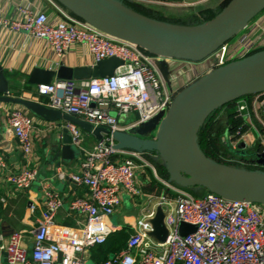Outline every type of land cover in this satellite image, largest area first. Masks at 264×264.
Here are the masks:
<instances>
[{
    "label": "built area",
    "instance_id": "1",
    "mask_svg": "<svg viewBox=\"0 0 264 264\" xmlns=\"http://www.w3.org/2000/svg\"><path fill=\"white\" fill-rule=\"evenodd\" d=\"M48 1L61 19L54 20L43 10L19 3L14 17L0 15V31L25 32L43 41L57 58L80 46L95 63L116 57L122 64L107 77L54 79L48 84L35 85L37 95L46 98L45 106L94 126L106 127L109 133L102 134L101 141L86 149L84 142L88 133L65 123L63 127L80 155V171L73 173L57 168L55 176L87 188L86 197L69 202V209L81 221L72 227L57 224L55 218L63 199L58 192L45 188V210L37 219V226L29 232V238L21 231L7 236L0 234L3 264H264L263 203L229 199L210 191L196 196L168 182H163L164 186L176 197H157V207L166 212L164 222L168 234L163 243L147 234L151 230L148 220L154 216V210L137 221V228L119 253L98 263L90 259L91 250L120 229L110 218L120 206L122 195L131 199L143 196L136 178L138 172L149 166L142 153L122 147L114 134H132L148 128L143 137L156 138L179 92L220 67L264 51V31L258 28L259 24L251 20L206 58L188 61L150 53L66 11L55 0ZM129 1L147 4L167 0ZM162 62L173 68L181 63L185 70L182 66L183 69H174L166 77L160 69ZM258 94L236 101L234 112L243 123L220 139L232 150H237L236 145L245 150L247 145L242 138L249 130L263 146L260 156L264 157V98L260 99ZM111 110L120 115L132 114L134 120L120 122ZM6 124L29 163L34 149L32 117L24 109L14 107L6 110ZM28 165H22L8 176L17 190H27L36 180L37 168ZM0 166H5L2 155ZM29 209L35 212L34 205L30 204ZM181 223L190 224L195 230L182 236Z\"/></svg>",
    "mask_w": 264,
    "mask_h": 264
},
{
    "label": "water",
    "instance_id": "2",
    "mask_svg": "<svg viewBox=\"0 0 264 264\" xmlns=\"http://www.w3.org/2000/svg\"><path fill=\"white\" fill-rule=\"evenodd\" d=\"M72 14L118 38L133 42L146 51L162 56L199 61L264 11V0H231L212 19L195 26H177L148 18L128 8L120 0H55ZM122 61L111 57L92 66L60 65L55 70L34 68L28 81L48 84L58 80H89L111 76ZM264 92V51L229 63L188 85L175 97L156 138L143 139L148 128L136 133H115L122 147L156 151L162 157L168 181L182 187H199L222 197L264 204V171L247 170L212 161L197 145V133L214 111L243 97ZM0 103L21 107L49 122L72 123L92 135L97 142L108 134L106 127L94 126L74 116L50 109L44 104L9 94V83L0 64ZM150 129V128H149ZM63 146L57 157L70 160L77 151L71 136L63 129ZM166 212L161 206L148 220L147 234L163 243L168 230ZM195 228L179 225L186 236Z\"/></svg>",
    "mask_w": 264,
    "mask_h": 264
},
{
    "label": "crops",
    "instance_id": "3",
    "mask_svg": "<svg viewBox=\"0 0 264 264\" xmlns=\"http://www.w3.org/2000/svg\"><path fill=\"white\" fill-rule=\"evenodd\" d=\"M208 1L210 0H167L163 3L140 4L147 6L148 9L154 12L155 16L146 15L148 18L171 25L195 26L205 22V15H202V12L210 7H206L211 3ZM19 3L29 4L33 8L43 10L52 16L54 20L61 19L60 14L48 0H0V15L14 17ZM254 21L259 24L258 28L264 31V11L254 18ZM0 64L8 79L10 95L45 104L46 98L37 95L35 92L36 84L32 85L28 81L29 74L34 68L52 71L61 64L76 67L92 66L96 63L92 56L80 46L74 47L61 58H57L43 41L32 38L25 32L0 31ZM182 66L179 63L177 68H173L162 62L160 69L163 75L167 77L174 69H183ZM183 67V70H185V66ZM257 96L263 99L264 92ZM14 107L21 108L13 104L0 103V155L3 156L5 163V166H0V234L7 236L12 232L21 231L28 234L29 238V232L37 226V219L45 210L46 202L43 197L45 188L58 192L63 199V206L58 211L55 222L67 227L77 226L81 218L69 209V202L75 198L86 197L88 190L85 186L75 184L69 179H58L55 176L57 168L73 173L80 171V155L73 144L77 151L76 157L70 160L57 157V153L60 152L63 146V126L65 122L45 121L28 112L33 119L31 136L34 142V149L28 163L17 146L12 130L6 124V110ZM229 108L226 106L221 110L226 115L225 119H227ZM110 113L117 117L120 122L133 117L132 115L117 114L115 110H111ZM227 130L225 128L223 134ZM142 138L145 139V137ZM242 140L246 142L247 148L240 151V153H234L238 156L243 155L247 161L246 164L256 165L264 171V157L260 156V150L263 146H260L256 134L248 130L244 133ZM96 142V139L88 134L85 137L84 146L86 149H90ZM140 153L144 155L149 163V166L138 172L136 178L142 192L143 188L149 185L152 180L163 185V182L173 185L172 182L160 177L157 173V164L160 162L161 165H165L159 153L150 150H142ZM25 164L35 166L38 174L32 185L27 190L21 191L17 190L8 181V176ZM186 191L195 193L193 195L197 196L204 194L206 190L199 187H188ZM157 197L143 192V196L140 198L131 199L123 194L121 204L110 218V222L119 226L120 229L123 227L130 228L133 233L137 228V221L143 219L149 212L156 210ZM30 204L35 207L34 213L30 212ZM4 262V254L0 252V264Z\"/></svg>",
    "mask_w": 264,
    "mask_h": 264
},
{
    "label": "trees",
    "instance_id": "4",
    "mask_svg": "<svg viewBox=\"0 0 264 264\" xmlns=\"http://www.w3.org/2000/svg\"><path fill=\"white\" fill-rule=\"evenodd\" d=\"M137 5H141L142 8H145L144 11L146 15L149 16H154V12L148 9L147 6L143 4H138L135 2ZM222 8H218L216 12L213 13V16L217 14ZM209 9H206L202 12V15H206L205 13L208 12ZM210 14V13H209ZM212 14H210L211 16ZM211 18V17H210ZM247 96V98L252 97ZM233 102L223 106L222 108L212 112L203 122L201 125L198 133H197V145L201 152L204 154V156L212 161L223 163L226 165L234 166V167H240V168H245L247 170H261L255 165L251 164H242L241 162L247 163L246 159L242 156L235 155L237 157V161H230L227 159L222 158L224 154H227L226 152L230 149L231 147L228 143H223L220 139V136H222L221 133L216 132L217 125H218V115L220 111L225 108L226 106L231 105ZM227 121L229 124V131L234 132L242 123L243 120L241 118L236 117L235 112H229L227 115ZM246 128H243L242 131L245 132ZM232 156V155H231ZM157 173L160 177L164 179H168V173L166 171V168L164 165H159L157 164ZM172 184L178 188L187 190L186 187H182L180 185H177L172 182ZM143 192L146 194H151L154 196H165L167 198H175L176 194L168 189L166 186L163 184L152 180V182L147 185L146 187L143 188ZM132 234V230L127 227H123L119 230L114 231L106 240L105 243L96 246L91 250V261L93 263H98L101 261H104L108 259L112 255H116L119 253L126 245V241L129 237V235Z\"/></svg>",
    "mask_w": 264,
    "mask_h": 264
},
{
    "label": "rangeland",
    "instance_id": "5",
    "mask_svg": "<svg viewBox=\"0 0 264 264\" xmlns=\"http://www.w3.org/2000/svg\"><path fill=\"white\" fill-rule=\"evenodd\" d=\"M124 5H126L128 8H130V9H132V10H134V11H136L137 13H139V14H142V15H144V16H146V14H143V13H145V11H144V9L145 8H142L141 7V5H137V4H135V2H132V1H129V0H120ZM231 0H210V1H208V2H211L210 4H208V5H206V7L207 6H210L208 9V12H206L205 14L206 15H208V16H206L205 17V22L206 21H208V20H210V19H212L213 17H215V15L213 16V13L214 12H216L217 11V9L218 8H224L229 2H230ZM207 2V3H208ZM138 4H140V3H138ZM212 14L211 16H210V14ZM155 16V15H154ZM154 16H152V17H154ZM147 17V16H146ZM211 17V18H210ZM235 106H236V101H234L231 105H229L228 107H230L229 109L231 110H229L228 109V113L229 112H233L234 110H235ZM223 111H221V113H222ZM219 113V115H218V117H217V119H218V127H217V129H216V132H219V133H223V131H224V129L226 128V129H228L227 131H229V124L227 123V119H225V117H226V115H224L225 113ZM227 113V114H228ZM130 115H132V114H130ZM133 117H131V118H129V119H127V121H133L134 120V115H132ZM223 135V134H222ZM146 138V137H145ZM220 138H221V136H220ZM237 150H232V148H231V150L229 149L226 153L227 154H224V156L222 157V158H224V159H238L237 157H235V153L234 152H238V153H240V151H242V150H240V148H239V146H237L236 145V147H235ZM232 155V156H231ZM159 165H161V163L159 162ZM163 166V165H162ZM165 166V165H164ZM190 193H192V192H190ZM192 194H195V193H192Z\"/></svg>",
    "mask_w": 264,
    "mask_h": 264
}]
</instances>
